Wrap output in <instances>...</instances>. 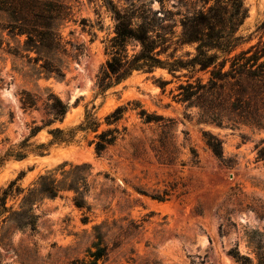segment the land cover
Segmentation results:
<instances>
[{"label":"rangeland","instance_id":"obj_1","mask_svg":"<svg viewBox=\"0 0 264 264\" xmlns=\"http://www.w3.org/2000/svg\"><path fill=\"white\" fill-rule=\"evenodd\" d=\"M66 1L74 17L62 30L68 49L64 78L41 72L43 60L37 63V53L26 50V35L7 29L10 18L0 13V188L18 180L27 190L60 164L89 163V209L78 208L72 192L46 199L37 208V232H9V245L0 246L2 263L240 264L229 255L236 249L255 258V247L264 246V161L256 149L264 129L229 115L223 126L204 122L198 107L177 100L184 75H191L187 71L176 77L164 69L135 72L101 94L96 80L107 60L105 42L114 36L112 14L101 0ZM129 1L114 0L120 7ZM195 2L167 0L166 7L185 13ZM246 5L249 17L240 28L244 40L237 52L264 41V0H246ZM188 52L195 53V47L185 46L177 55ZM196 77L206 82L209 74ZM162 81L168 82L164 89ZM46 88L70 103V110L63 122L26 143L43 114L25 110L22 93L40 95ZM121 106L127 107L116 125L122 135L102 156L95 151L97 133L80 131L69 144L49 133L77 128L87 110L95 113L100 131L106 130V117ZM142 110L155 120L147 123ZM204 133L223 142L224 161L214 156ZM8 151L26 157L7 156ZM21 198L8 205L17 208ZM4 232L0 228V237Z\"/></svg>","mask_w":264,"mask_h":264},{"label":"trees","instance_id":"obj_2","mask_svg":"<svg viewBox=\"0 0 264 264\" xmlns=\"http://www.w3.org/2000/svg\"><path fill=\"white\" fill-rule=\"evenodd\" d=\"M166 1L131 0L126 7H120L114 0H101L112 14L114 36L105 42L107 60L96 80L99 92L105 94L135 72L150 74L164 69L176 77L177 73L187 71L191 75H184L187 80L179 86L177 100L188 107H198L204 122L223 126L225 116L229 115L239 123L264 129V41L237 52L244 40L239 35L240 28L249 17L246 0H196L185 13L167 8ZM155 2L159 3V9L153 8ZM0 13L10 18L7 29L26 35V50L37 53L34 59L37 63L43 60L41 72L64 78L63 57L68 49L62 30L73 20L72 5L66 0H0ZM260 29L264 32V22ZM185 46H194L195 53L178 56V50ZM198 73L209 74L208 81L195 78ZM167 84L162 81L160 86L164 89ZM20 101L25 110L43 114L41 125L34 121L26 143L44 129L63 122L70 110V103L49 88L40 95L24 91ZM39 101H43L42 107ZM126 111L127 107L121 106L109 114L105 119L109 127L106 130L100 131L101 123L95 113L87 110L84 122L77 128L68 132L55 128L49 133L55 141L67 144L75 142L80 131L97 133L95 151L102 156L122 135L116 125ZM140 115L147 123L155 120L145 110ZM204 138L214 156L224 161L223 142L211 133H204ZM45 148V145L39 146V149ZM256 149L257 159L264 161V140ZM6 155L26 157L21 151H8ZM92 170L89 163L65 162L41 175L27 190L18 185V180L5 189L0 188V228L5 229L0 246L9 245L7 235L11 230L37 232L40 220L37 208L46 199L72 192L75 205L89 209L86 198ZM21 195L17 208L8 205L9 200ZM254 253L252 258L236 249L229 255L240 264H264V246L255 247Z\"/></svg>","mask_w":264,"mask_h":264}]
</instances>
